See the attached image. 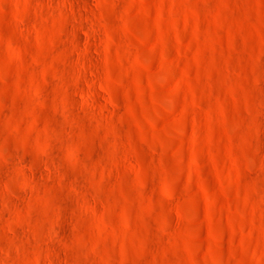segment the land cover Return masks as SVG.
Listing matches in <instances>:
<instances>
[{
    "label": "clouds",
    "instance_id": "9594fccd",
    "mask_svg": "<svg viewBox=\"0 0 264 264\" xmlns=\"http://www.w3.org/2000/svg\"><path fill=\"white\" fill-rule=\"evenodd\" d=\"M262 69L264 0H0V264H264Z\"/></svg>",
    "mask_w": 264,
    "mask_h": 264
},
{
    "label": "rangeland",
    "instance_id": "374dc122",
    "mask_svg": "<svg viewBox=\"0 0 264 264\" xmlns=\"http://www.w3.org/2000/svg\"><path fill=\"white\" fill-rule=\"evenodd\" d=\"M31 23V17L29 18H26L25 20V26H28L29 24ZM264 70V69H262ZM56 156V153L55 152H52L51 153V157L54 158ZM19 159V157H15L13 160H12V164L13 165H16L17 164V160ZM29 161V158L25 157L22 161H21V164H26L28 163ZM4 175H7V169H0V176H4ZM12 207L11 203H9L8 207L6 208L5 205H4V202H0V215L2 216H6L8 214V211L9 209ZM60 229L58 227H53L52 228V238L53 239H56L57 236H58V233H59ZM22 236V230L21 229H17V237L20 238Z\"/></svg>",
    "mask_w": 264,
    "mask_h": 264
}]
</instances>
